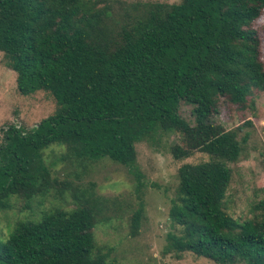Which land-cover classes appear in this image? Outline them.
I'll return each instance as SVG.
<instances>
[{
  "label": "trees",
  "instance_id": "1",
  "mask_svg": "<svg viewBox=\"0 0 264 264\" xmlns=\"http://www.w3.org/2000/svg\"><path fill=\"white\" fill-rule=\"evenodd\" d=\"M120 9L123 15L109 0H0V53L16 75L17 92H46L56 104L30 131L3 132L0 213L12 199L28 207L52 189L74 201L70 210L18 221L0 241V264H109L93 228L110 202L91 183L58 184L43 152L63 148L60 161L81 170L103 159L132 168L139 191L136 144L158 133L181 135L170 147L175 161L196 152L209 157L177 170L168 219L178 232L168 233L169 247L215 264H264V197L249 204L243 220L229 215L225 203L229 164L240 158L250 122L231 130L215 125L221 106L241 111L254 91L264 93L261 38L253 27L264 0ZM181 103L192 108L191 124L181 118ZM143 210L140 201L132 235Z\"/></svg>",
  "mask_w": 264,
  "mask_h": 264
},
{
  "label": "rangeland",
  "instance_id": "2",
  "mask_svg": "<svg viewBox=\"0 0 264 264\" xmlns=\"http://www.w3.org/2000/svg\"><path fill=\"white\" fill-rule=\"evenodd\" d=\"M109 1L114 11L123 15L122 6L126 8L144 2L176 4L181 0ZM253 27L261 38V59L264 63V14ZM15 78V73L8 68L0 53V143L8 127L16 126L28 132L53 114L56 108L53 97L46 92L21 96L16 90ZM248 102L241 111L221 106L215 122L224 130L250 122L241 133L248 134L244 150L237 162L229 164L232 174L225 198L227 213L239 220L247 218L251 202L264 197V93L254 91ZM191 110V106L182 103L179 106L181 118L190 124L193 122ZM180 137V134L158 133L151 142L136 144L134 168L142 184L139 191L132 168L103 159L93 163L88 170L82 168V171L68 161H60L63 148L54 145L43 152V159L58 184L70 181L73 185L87 187L91 183L96 196L106 203L110 202L107 210L102 212L101 221L93 228L96 245L107 253L109 264H215L212 260L187 251L177 252L169 247L168 233L178 232L168 219L171 200L178 186L177 170L183 163L197 164L209 159L206 154L196 152L185 160L175 161L170 147ZM74 169L79 176L73 173ZM68 195L60 196L52 189L47 196L32 200L28 207L24 201L12 199L11 208L0 213V241L7 239L18 221L37 220L42 213L53 208H74V201ZM140 201L144 210L138 231L132 235L130 219Z\"/></svg>",
  "mask_w": 264,
  "mask_h": 264
}]
</instances>
